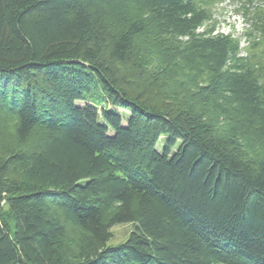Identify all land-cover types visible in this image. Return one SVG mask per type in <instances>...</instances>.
Instances as JSON below:
<instances>
[{"label": "trees", "instance_id": "obj_1", "mask_svg": "<svg viewBox=\"0 0 264 264\" xmlns=\"http://www.w3.org/2000/svg\"><path fill=\"white\" fill-rule=\"evenodd\" d=\"M220 1L0 0V264H264V0Z\"/></svg>", "mask_w": 264, "mask_h": 264}, {"label": "rangeland", "instance_id": "obj_2", "mask_svg": "<svg viewBox=\"0 0 264 264\" xmlns=\"http://www.w3.org/2000/svg\"><path fill=\"white\" fill-rule=\"evenodd\" d=\"M237 6L238 4L232 0H221L220 2H215L212 10L213 18H215L217 22L215 32L231 33L233 36L243 38L242 32L247 25L242 15L236 11ZM241 45L243 46V41H241ZM130 230L131 225L129 223L112 226L110 229L111 236L106 244L108 246H113L124 241Z\"/></svg>", "mask_w": 264, "mask_h": 264}]
</instances>
